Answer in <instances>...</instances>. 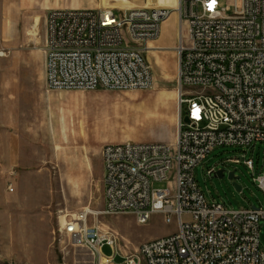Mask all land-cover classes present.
<instances>
[{"label": "built area", "instance_id": "1", "mask_svg": "<svg viewBox=\"0 0 264 264\" xmlns=\"http://www.w3.org/2000/svg\"><path fill=\"white\" fill-rule=\"evenodd\" d=\"M228 1L224 6L221 0H179L181 116L176 144L125 142L103 148L106 205L100 213L131 212L141 225L155 214L163 215L167 224L177 222L175 233L142 244L122 264H264L260 247L264 209L231 211L209 203L195 181V169L215 149L264 143V0ZM174 12L51 11L43 45L47 89H152L153 69L145 55ZM182 26L187 28L186 41ZM184 106L189 123L182 116ZM244 164L254 170L253 160ZM217 173L213 169L207 176ZM164 182L167 188H155ZM258 183L264 191V176ZM94 217L87 208L66 214L60 231L74 246L88 249L98 264H115L117 238L112 231L91 225ZM106 245L115 251L111 258L102 252Z\"/></svg>", "mask_w": 264, "mask_h": 264}, {"label": "rangeland", "instance_id": "2", "mask_svg": "<svg viewBox=\"0 0 264 264\" xmlns=\"http://www.w3.org/2000/svg\"><path fill=\"white\" fill-rule=\"evenodd\" d=\"M221 3L226 6L229 1L221 0ZM2 15L0 11V27L5 24ZM180 24L179 19L181 28ZM167 25L171 27L163 36L165 43L174 35L178 23ZM182 27L186 41L187 32ZM45 30L46 22L42 21L32 30V37L22 32L15 36L0 34V262L98 264L88 249L74 246L61 233L63 216L77 214L85 208L99 213L105 210L101 159L104 142L147 144L156 143L155 139L160 136L175 141L181 116L178 57L173 49L145 55L148 60L150 57L154 74L150 90L71 91L55 104L56 109L51 113L66 120L64 127L57 125L54 131L51 116L35 102L30 107L24 100L31 90L39 92L44 86L46 91ZM158 56L164 61V67L156 66ZM16 111L20 123L13 125L17 130H12V156L15 158L20 146L26 162L5 165V155L10 153L8 116ZM182 116H187V106L183 107ZM236 159L242 163L229 162ZM245 160L254 161V170L244 164ZM213 169L223 170L224 177L209 178L207 172ZM234 171L236 179L230 180L229 175ZM21 174L28 177L20 179ZM261 176H264V143L245 149L217 148L195 169V181L207 201L222 204L231 211L264 209V191L258 183ZM17 188L27 209L22 211L23 220L21 216L11 227L9 218L14 221L15 213L10 211L9 195H14ZM155 188H167V183L155 184ZM90 224L115 234L118 254L109 245L102 250L107 258L115 255V264H122L124 257L135 255L142 244L177 231V222L167 224L160 214L153 215L145 225L138 224L131 212L101 214L91 218ZM260 230V247L264 252V222Z\"/></svg>", "mask_w": 264, "mask_h": 264}, {"label": "crops", "instance_id": "3", "mask_svg": "<svg viewBox=\"0 0 264 264\" xmlns=\"http://www.w3.org/2000/svg\"><path fill=\"white\" fill-rule=\"evenodd\" d=\"M178 3V0H0V11L3 14L2 17L5 19V24L0 27V34H3L5 36H15L20 35L21 32L24 34H28V36L32 37V30L33 28H37L40 25V22L45 21L47 15L54 10H103V9H114L118 12L120 11H126L129 9H139V8H152L156 6H164V7H176ZM179 17L177 15H173L171 19L163 24L161 29V35L159 39L154 41V49H160L164 51H168L173 49L176 53V49L179 45V26L175 28V33L172 37H169L166 41V43L163 41V36L168 28L171 27V25H167L170 23H178ZM174 28V27H172ZM186 32L187 28L185 27ZM188 34V33H187ZM34 42V40H33ZM164 42V43H163ZM160 53L157 52H151L152 55ZM150 61V57H149ZM156 66L164 67V61L161 59V57H157V61L155 62ZM178 65V60H177ZM46 78V77H45ZM71 92H60V91H49L46 86V91L44 89V86H42L41 91L37 92L36 90H31V92L27 93V97L24 98V100H27L28 102L25 103L27 105L36 103V106L43 108L47 115L51 116L52 125L53 122L55 125L52 127L53 130H57L56 126L64 127L66 120L62 117H59V115L51 114L53 111H55L56 106L55 104L58 103L60 99H62L66 94ZM137 93V92H132ZM8 100V99H7ZM9 101V100H8ZM11 102V100H10ZM9 102V103H10ZM49 106V108H48ZM9 108L11 111L12 107L9 104ZM58 108V106H57ZM38 109V108H37ZM49 109V110H47ZM9 117V126L7 127L8 131V138H9V145L8 149L10 150V153L5 155L6 160L3 162L8 164H22L26 162V159L23 157V149H21L20 146H16L19 148V152H16L15 158L12 156V152L14 149V145L12 144L13 134L12 130L15 131L17 128L15 127L20 123L19 120V114L17 111L14 115L12 113ZM5 121V120H4ZM13 125H15L13 127ZM49 126V125H48ZM49 128V127H48ZM6 131V129H5ZM18 139L20 137L17 136ZM165 136H160L155 139V141L167 143L170 145H175V141L169 140ZM105 145H103L101 149V159H102V151L103 148L108 145L107 142ZM29 162H32V159H29ZM103 164V161H102ZM20 175V179L23 177H26L27 175L24 174ZM103 176H104V170H103ZM28 177V176H27ZM14 192V191H13ZM9 203H10V211L14 210L15 217L14 221L9 218V224L11 227H14L16 222L20 221V217L22 216V211L27 209V207L22 203V199L19 198L18 194V188L14 195H9ZM31 209V208H30ZM13 215V214H11ZM17 215V216H16ZM23 220V216L21 217ZM19 219V221H18ZM16 221V222H15Z\"/></svg>", "mask_w": 264, "mask_h": 264}, {"label": "bare ground", "instance_id": "4", "mask_svg": "<svg viewBox=\"0 0 264 264\" xmlns=\"http://www.w3.org/2000/svg\"><path fill=\"white\" fill-rule=\"evenodd\" d=\"M178 4H179V0H178V3H177V6L175 7V8H171V9H174L175 10V12L171 15V17L175 14V15H177V17H178V13H177V9H178ZM152 8H156V7H152ZM158 8V7H157ZM160 8H170V7H160ZM171 17L165 22V23H167L170 19H171ZM164 23V24H165ZM178 26H179V19H178ZM34 29V28H33ZM34 30H36V29H34ZM179 30H180V27H179ZM35 36L37 37V34H35ZM36 43L38 44L39 43V40H37L36 39ZM149 53H151V52H153V51H164V50H161V48L160 49H154V42H151L150 44H149ZM11 191V190H10ZM88 210H90V211H92L93 213H94V215H95V217H98L99 215H101V213H99V212H95V211H93L91 208H87ZM75 215V214H74ZM99 227V226H98ZM100 228V227H99ZM101 229V228H100ZM103 261H105V262H107L108 261V259H106V258H103Z\"/></svg>", "mask_w": 264, "mask_h": 264}, {"label": "water", "instance_id": "5", "mask_svg": "<svg viewBox=\"0 0 264 264\" xmlns=\"http://www.w3.org/2000/svg\"><path fill=\"white\" fill-rule=\"evenodd\" d=\"M184 121H185V123H189L188 117H185L184 118ZM216 176L219 177V178H223L224 177V171L223 170L222 171H219ZM229 178H230V180H235L236 179V177H235V171L232 172V173H230ZM234 185L236 186V188L238 189V191L241 190V188L236 183Z\"/></svg>", "mask_w": 264, "mask_h": 264}]
</instances>
